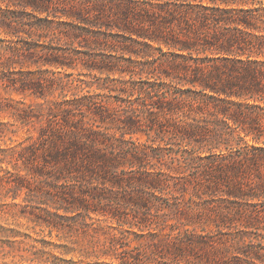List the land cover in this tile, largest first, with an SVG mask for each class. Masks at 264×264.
<instances>
[{
    "label": "trees",
    "instance_id": "1",
    "mask_svg": "<svg viewBox=\"0 0 264 264\" xmlns=\"http://www.w3.org/2000/svg\"><path fill=\"white\" fill-rule=\"evenodd\" d=\"M11 1L48 13L60 2L71 18L10 17L13 33L35 42L29 53L68 77L9 80L39 96L60 89L63 98L47 114L19 108L23 120L0 130L12 141L0 145V185L13 204L50 230L103 234L120 264H144V242L129 248L130 232L162 207L176 221L146 243L169 264H264V247L244 232L231 236V256L221 252L228 239L216 236L224 226L264 229V0ZM50 31L72 46L39 49ZM80 66L105 72L104 82L66 71ZM174 190L200 198L183 206L164 194ZM212 224L219 233L206 231Z\"/></svg>",
    "mask_w": 264,
    "mask_h": 264
},
{
    "label": "rangeland",
    "instance_id": "2",
    "mask_svg": "<svg viewBox=\"0 0 264 264\" xmlns=\"http://www.w3.org/2000/svg\"><path fill=\"white\" fill-rule=\"evenodd\" d=\"M10 8H8V6ZM0 130L7 128L10 123L21 122L23 120L22 111L19 108L25 106L32 111V114H47L49 106L54 102L61 101L63 98L60 94V89H55L52 92H48L45 96H39L32 93L30 90H21L17 86L10 85V78H30L42 74H53V71H57L56 75L65 76L63 68L40 61V54L31 55L28 48L35 44L31 42L26 43V39L18 38L13 33V28L10 24V17L20 16L25 21L38 22V16H48L55 20H71V18L62 15V4L59 2L57 10L52 12H39L35 11L30 5L22 6L21 4H14L11 0H0ZM11 9V10H8ZM54 12L60 14V16H54ZM35 14V15H34ZM57 22L54 23V27H57ZM39 33L34 35V38H39ZM27 35V34H24ZM30 39V38H28ZM40 47L53 44L54 46H72L65 37H58L53 34V31L46 33L45 36L40 37ZM77 45V44H76ZM60 70V71H59ZM67 72L83 71L88 73L89 70L83 67L77 69L67 68ZM97 76H94V75ZM88 80H92L96 83H103L106 73H100L98 70H92L87 74ZM86 76V75H85ZM83 76V77H85ZM101 77V78H98ZM70 78V77H69ZM21 117V119H20ZM34 122L30 124L32 132L37 134L40 126L38 119L34 117ZM1 134V133H0ZM26 132L24 129L18 130L15 138L24 139ZM144 139V138H142ZM12 141L8 137H1L0 145L7 146ZM230 145V144H229ZM227 143L218 145L217 150L226 149ZM208 143L203 145L197 144V148L200 150L208 149ZM167 150H165L166 152ZM10 169H13L12 165H9ZM25 173L24 170L20 171ZM175 193L177 197L175 198ZM220 193V192H219ZM13 191L7 187L0 185V264H120V255H115L108 249V243L105 242L106 238L103 234H98L89 228L76 226L74 228L53 229L40 225L37 221L30 220L33 215L31 213L24 214V207L22 205H14L11 195ZM170 197V201L179 200L183 204H191L195 200H199V196L191 195L182 190H174L167 194ZM220 196V194H218ZM212 195L203 194L201 199L209 198ZM24 197L26 194L21 193V196L16 200L24 204ZM215 201L222 204V206H228L231 208V201L225 200V202H219L217 195ZM211 198V197H210ZM166 204V203H164ZM29 205L27 211L31 210ZM175 211V210H174ZM168 209L163 208L156 212V209H152V215L155 216V220L149 226H137L134 225L130 232L129 240H131V246L129 248L138 246L140 241L144 244H140L142 250L147 249L144 264H169V257H165L162 252L156 251L155 247L146 243L150 240L153 242L152 235H163L165 232L171 229V225L176 221V213ZM142 212L139 213V216ZM94 215V214H93ZM161 215V219L160 216ZM157 217V218H156ZM206 231L217 232V228L214 224L206 227ZM241 229V228H240ZM244 229V228H242ZM162 230V231H161ZM238 232L236 227L224 226L222 233L216 235L222 238L228 239L227 248H223L221 252L227 253L231 256V252L234 249L231 248V236L241 235L244 232L247 241L253 239L256 242L257 247L259 245L264 247V229L255 230L250 228L249 230ZM212 233V232H211ZM140 239V241H138ZM122 248L119 250L121 252ZM264 251V249H262ZM103 251H106L103 254ZM102 253V255H100ZM99 254V255H98ZM124 254V252H122ZM218 254V253H217ZM124 264V263H122ZM136 264V263H135Z\"/></svg>",
    "mask_w": 264,
    "mask_h": 264
}]
</instances>
